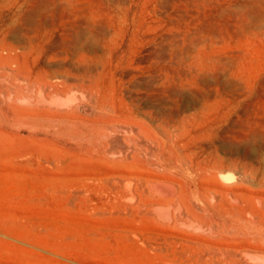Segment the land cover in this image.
I'll list each match as a JSON object with an SVG mask.
<instances>
[{
  "label": "rangeland",
  "instance_id": "1",
  "mask_svg": "<svg viewBox=\"0 0 264 264\" xmlns=\"http://www.w3.org/2000/svg\"><path fill=\"white\" fill-rule=\"evenodd\" d=\"M244 1L129 0L140 40L117 36L106 50L98 34L82 53L69 42L73 11L84 4L102 20V0H0V264H264V17L246 27ZM198 31L222 55V91L196 87L170 48ZM153 35L168 47L156 60ZM151 72L156 130L130 110L135 81ZM31 73L52 76L46 91L18 81ZM186 84L199 102L170 92ZM152 178L178 191L174 218L151 209L167 204Z\"/></svg>",
  "mask_w": 264,
  "mask_h": 264
},
{
  "label": "bare ground",
  "instance_id": "2",
  "mask_svg": "<svg viewBox=\"0 0 264 264\" xmlns=\"http://www.w3.org/2000/svg\"><path fill=\"white\" fill-rule=\"evenodd\" d=\"M73 1L75 0H67V2L65 4H63L64 7L67 6V4H71ZM208 1V0H207ZM71 2V3H69ZM103 5L104 6V10L102 11V15H104L105 17H102V20L97 19V17L100 15L97 13H93L90 12L86 7H84V4H81V7H77L74 11H73V15H74V20L70 22L69 25V30L68 32L69 34H72V38L69 39V42L71 44L72 47H74L75 49H78L80 52L84 53V50H91L95 51L97 45V42H94V38L99 34L102 35L103 37H105L104 42L100 43L102 48L108 50V48L110 49V45L113 44V42H115L116 37L117 36H127L130 35L129 39L131 41V46L132 44H134L135 42H137L138 40H140V31L142 29V27H145L144 23L141 21L140 19V14L139 12H135V14L133 15L131 21L128 23L127 21V16L128 13L130 11V8L132 7V4H129V0H102ZM205 2V1H204ZM213 2V1H212ZM245 3H248L250 6L247 5H243L240 7L239 12H242L244 14V20L243 21H248L245 22L246 23V27H250L253 24H257L263 17H264V0H245ZM207 3V2H206ZM42 4V2H41ZM210 4V3H209ZM217 5H219L218 3H216ZM37 6V5H36ZM40 6V5H39ZM42 6V5H41ZM40 6V7H41ZM38 7V6H37ZM39 8H36L35 10L37 11ZM45 7V6H44ZM215 7V6H214ZM103 8V7H102ZM44 9V8H43ZM31 10V9H30ZM211 10V9H210ZM90 12V14H89ZM152 12V11H151ZM183 12V11H182ZM207 12V11H206ZM219 12V11H218ZM29 13V12H28ZM222 15V9H220L219 12ZM36 14V13H35ZM24 16V14H22ZM27 16V14H26ZM72 16V15H71ZM29 17V16H28ZM27 18V17H26ZM76 18H79V20H76ZM29 19H31L29 17ZM251 22L253 24H251ZM216 24V23H215ZM208 26V25H207ZM153 27V26H152ZM218 27V26H217ZM220 27V25H219ZM207 28V27H206ZM211 30V29H210ZM216 30V29H215ZM209 31V30H208ZM214 31V30H213ZM93 32V38H91L89 36V33ZM218 32V31H217ZM216 32V33H217ZM215 33V34H216ZM192 34V33H191ZM174 35V34H173ZM177 35V34H175ZM181 35V34H180ZM206 35V34H205ZM221 35V34H220ZM165 36V35H164ZM171 36V35H170ZM188 36V34H187ZM173 37V36H172ZM167 38V37H166ZM211 38H209L208 36H204L202 33H200V31H198L196 33V36L189 41L188 43H183V44H177L175 41H170V48L172 50L173 53H175L177 56L180 57L181 61L183 63H186L191 69H193V74H196L197 78V82H196V87L198 86H202L204 88H206V86H212L215 87L216 92L222 91V55L218 52H216L214 50L215 48V44L214 42L209 41ZM92 42H91V41ZM151 42H152V48L150 50V56L152 57V59L156 60V57L166 49H168V47L165 50H162V47H160L161 45H159L160 43H158L157 37L156 35H153L150 38ZM160 41V40H159ZM217 42V41H215ZM68 43V42H67ZM180 43V42H179ZM66 44V43H64ZM63 44V45H64ZM136 44V43H135ZM68 45V44H66ZM164 45V44H163ZM151 46V45H150ZM166 46V45H165ZM181 46L183 48H181ZM99 48V47H98ZM149 49V48H148ZM164 49V48H163ZM81 53V54H82ZM86 53V51H85ZM80 54V55H81ZM108 54V53H107ZM166 54V52H165ZM164 54V55H165ZM175 55V56H176ZM168 56V55H167ZM166 57V56H164ZM76 60V59H75ZM90 60V59H89ZM119 60V59H118ZM158 60V58H157ZM7 59L2 61V65L0 67V69L2 68L5 70L7 68ZM145 61V60H144ZM88 62V61H87ZM119 62V61H118ZM99 63V62H98ZM101 63V62H100ZM156 63V62H155ZM91 66L90 70L94 71L96 68L98 69L99 65L95 64V63H89ZM80 65V64H79ZM85 65V64H84ZM119 65V64H118ZM88 66V65H87ZM102 68H105V63H101L100 65ZM100 68V67H99ZM10 70V69H9ZM59 70V69H58ZM89 70V67H88ZM55 71V70H54ZM96 71V70H95ZM156 71V70H155ZM154 71V72H155ZM13 73V72H12ZM90 73V72H89ZM1 74V73H0ZM15 75V74H14ZM90 75V74H89ZM17 77V75H15ZM50 77H52L51 75H48L45 78H41L40 75L37 74H33L31 73V75H27L24 79L27 80V82L25 80H21L23 77H21V79H18V81L20 80L21 82L27 83L26 87L27 90L30 87H34V85L38 84L40 86L41 89H44L46 91V88L48 87L47 84L51 83L50 81ZM88 77V76H87ZM160 77V76H159ZM61 78V77H60ZM190 78V77H189ZM55 79V78H54ZM59 79V78H58ZM137 79V78H136ZM17 81V82H18ZM160 79L158 78V74L156 73H150L146 76L140 77L139 79H137L135 81L134 87L138 90L141 91L139 95H135L133 96L134 98H132V105H131V115L132 117H135V119H139L138 117H141L143 119V121L140 123L142 124V126H144L145 128L149 129V130H156L157 128H159L160 123H159V118H158V113H159V107H160V102L162 99L159 98V83ZM68 82V81H67ZM230 83V82H229ZM178 84V83H177ZM23 85V84H22ZM230 85L232 86L233 84L230 83ZM235 85V84H234ZM18 86V85H17ZM162 86V84H161ZM234 87V86H233ZM25 88V89H26ZM35 88V87H34ZM41 89H40V93H41ZM52 89V88H51ZM13 90V89H12ZM20 90L23 91V86H20ZM26 90V91H27ZM32 89H29V92H31ZM34 91V90H33ZM43 91V90H42ZM167 91V90H165ZM210 91V90H209ZM13 93V91H11ZM28 92V93H29ZM169 92V90H168ZM170 92L172 94H175V96H179L181 97L184 101H186L187 105H191V103H194L195 101L199 102V91L198 89H194L189 85H181L180 87L177 85L171 86L170 87ZM215 92V91H214ZM34 93V92H33ZM205 93V92H204ZM4 94V93H3ZM2 94V95H3ZM43 93H41L42 95ZM171 94V95H172ZM206 94V93H205ZM13 95V94H11ZM24 95V94H23ZM40 95V94H39ZM54 95H57L56 93H54L52 95V97L54 98ZM59 95V94H58ZM204 95V94H203ZM60 96V95H59ZM57 96V97H59ZM104 96V95H103ZM165 96V95H164ZM174 96V97H175ZM202 96V95H201ZM205 96V95H204ZM27 97V96H26ZM108 97V96H107ZM166 97V96H165ZM32 99V97H30ZM168 98V97H167ZM166 98V99H167ZM20 99V97L18 98ZM30 99V100H31ZM46 99V98H44ZM48 99V98H47ZM56 99V96H55ZM102 99H105L102 98ZM129 99V98H128ZM28 100V98H27ZM40 100H43V98L41 97ZM171 100V99H170ZM45 101V100H43ZM48 101V100H47ZM51 101V100H50ZM60 101V100H59ZM167 101V100H166ZM20 102V101H19ZM32 102V101H31ZM46 102V101H45ZM53 102V101H51ZM110 102V99H109ZM25 103V102H24ZM43 103V102H42ZM174 103V102H173ZM196 103V102H195ZM207 102H201L202 106H204V113L208 112L206 109V104ZM23 104V103H22ZM28 104V103H27ZM31 104V103H30ZM51 104V103H50ZM57 104V103H56ZM104 104V102H103ZM102 104V105H103ZM47 105V104H46ZM49 105V104H48ZM60 106V103L57 104ZM63 105V103H62ZM101 105V104H100ZM105 105V104H104ZM107 105V104H106ZM194 105V104H193ZM196 105V104H195ZM42 106V105H41ZM173 106V105H172ZM199 106V105H198ZM197 106V108H198ZM104 107V106H103ZM108 107V106H106ZM195 107V106H194ZM110 108V106L108 107ZM189 108V107H187ZM86 111H90L91 109L86 106L84 108ZM106 109V108H105ZM162 109V108H161ZM167 109V108H166ZM105 121V120H104ZM146 121V122H145ZM57 122V121H56ZM59 122V121H58ZM146 123V124H144ZM102 124V123H101ZM106 126V125H105ZM104 127V125H103ZM102 127V128H103ZM110 127V126H109ZM104 129H106V127H104ZM131 129V128H130ZM107 130V129H106ZM104 131V130H103ZM132 131V129H131ZM135 132V131H134ZM256 132V131H255ZM55 133V132H54ZM256 134H260V135H264V131L263 130H259L258 133ZM255 134V135H256ZM118 135V134H117ZM102 136V135H101ZM100 136V137H101ZM104 136V135H103ZM113 136V135H112ZM173 136V135H172ZM115 137H117L115 135ZM140 137V136H139ZM104 139V138H102ZM112 140V137L109 138ZM108 139V140H109ZM121 139V138H120ZM143 139V138H142ZM115 140V139H114ZM110 141V140H109ZM119 141V140H117ZM112 142V141H111ZM114 142V141H113ZM112 142V143H113ZM132 142V141H131ZM166 142V141H165ZM114 143H117L116 141ZM113 143V144H114ZM119 143V142H118ZM117 143V146H120ZM122 143V142H121ZM144 144V143H143ZM174 144V143H173ZM113 146V145H112ZM115 146V145H114ZM111 147V145H110ZM109 148V147H108ZM111 149V148H110ZM119 151V150H118ZM117 152V151H115ZM121 152V151H120ZM112 153V151H111ZM221 171V170H220ZM219 173V170H218ZM222 174V172H220ZM128 178V177H127ZM141 179V178H140ZM123 180H126L123 178ZM129 180V178H128ZM132 181V180H131ZM146 182L149 184L150 188L154 191H157L158 193L162 194L165 199H167V204L166 203H162L161 202H156V201H150V207L151 209L153 208L154 210L157 211V213L161 216H163L164 218L166 217H173L172 216V211L170 210V206L171 205H179L180 204V200L177 198H174L173 195L178 193V191L176 193H174V186L171 184V182H167V181H163V182H157L154 181V179H149V182L146 180ZM126 183V182H124ZM131 183L127 182V185H129ZM142 184V183H141ZM143 185V184H142ZM175 185V184H174ZM126 186V184H125ZM131 186V185H129ZM143 187V186H142ZM148 187V186H147ZM177 187V186H176ZM122 188V186H121ZM130 188V187H129ZM132 188V187H131ZM69 190V189H68ZM145 190V189H143ZM146 191V190H145ZM63 192V191H62ZM66 192V190H65ZM128 192V191H127ZM79 193V192H78ZM132 193V192H131ZM130 193V194H131ZM146 193V192H145ZM152 193V191H151ZM76 194V193H75ZM134 194V193H132ZM143 194V193H142ZM128 195V193H127ZM151 195V194H150ZM156 195V194H155ZM154 195V196H155ZM177 195V194H176ZM179 198V197H178ZM123 199V198H122ZM137 199V197H136ZM192 202V200H190ZM172 202V203H169ZM130 203V201H129ZM132 203V202H131ZM162 204V205H161ZM166 204V205H164ZM139 205V204H138ZM127 206V205H126ZM178 207V206H177ZM176 207V209H177ZM179 207H182L181 205ZM198 208V207H197ZM130 209V207L128 208ZM140 210V208H138ZM152 209V210H153ZM172 209V208H171ZM181 209V208H180ZM153 210V211H154ZM107 211V210H106ZM105 212V211H104ZM179 212V211H178ZM147 213V212H146ZM184 212H179V215L181 219L183 220H189L190 222H193V219L190 220L189 219V215H187V217L182 214ZM128 214V212H127ZM156 214V213H155ZM102 215V214H101ZM154 215V214H153ZM160 216V217H161ZM174 218V217H173ZM180 219V220H181ZM174 220V219H173ZM179 220V221H180ZM178 221V219H177ZM166 222V221H164ZM177 227V225L175 226ZM136 232V231H135ZM137 233V232H136ZM139 235V234H138ZM139 238H141L139 236ZM186 240V239H185ZM145 241V240H144ZM164 247V246H163ZM155 248V247H154ZM263 256V255H262ZM263 258V257H262Z\"/></svg>",
  "mask_w": 264,
  "mask_h": 264
}]
</instances>
